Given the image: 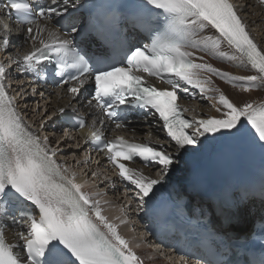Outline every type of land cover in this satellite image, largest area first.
<instances>
[{
	"label": "snow or ice",
	"instance_id": "snow-or-ice-1",
	"mask_svg": "<svg viewBox=\"0 0 264 264\" xmlns=\"http://www.w3.org/2000/svg\"><path fill=\"white\" fill-rule=\"evenodd\" d=\"M35 3L37 7L33 0H0V12L8 15L14 10L17 23L30 25L26 31L33 41L32 51L23 55L22 62L14 61L26 71L39 75L40 66L52 63L55 54L56 75L64 77L69 69L74 70L70 80L64 81L72 84L67 89L69 93L79 95L85 78L90 77L95 87L88 104L94 100L118 129L125 126L120 122L121 106L154 110L177 151L201 150L205 147L202 138L224 142L242 141L247 136L248 146L264 154V102L237 104L214 86L213 77H218L242 92L264 89V47L251 35L231 0H143L142 5L132 7L125 19L133 28L147 30L151 43L131 48L121 64L109 62L105 49L95 67L68 39L37 23V17L45 21L62 17L70 0ZM72 6L75 7L74 0ZM0 26V46L7 48L11 29L3 20ZM212 30L213 35H202ZM76 31L74 26L70 29ZM197 51L250 74L224 71L205 55L197 56ZM141 71L171 88L148 84L137 74ZM7 73L8 68L0 63V221L10 217L18 223L11 211L19 209L26 230L16 232L23 241V254L19 255L15 251L18 245L6 241V225L0 222V264H143L120 234L118 225L103 214L100 201L84 190L74 173L65 175L66 169L56 161L57 150L49 146V137L41 138L26 127L8 95ZM181 82L205 96L216 93L208 98L217 100L219 116L185 119L187 109L177 104ZM183 91L187 93L188 88ZM58 111L63 113L64 109ZM51 118L50 114L47 119ZM95 123L89 130V140L103 145L101 151L118 169L119 176L139 190L141 200L150 197L161 179L146 176L126 162L135 158L155 162L167 173L174 165V157L147 142H131L123 136L106 140ZM245 124L254 130L250 136ZM84 126L81 119L78 127ZM62 134L67 136L68 132ZM26 204L33 206V213L27 212Z\"/></svg>",
	"mask_w": 264,
	"mask_h": 264
},
{
	"label": "bare ground",
	"instance_id": "bare-ground-1",
	"mask_svg": "<svg viewBox=\"0 0 264 264\" xmlns=\"http://www.w3.org/2000/svg\"><path fill=\"white\" fill-rule=\"evenodd\" d=\"M239 8L243 16L246 18V21L249 23L250 26H252L253 30V36L255 40L259 43L260 46L264 47V12H260V7L258 5H253L252 1L249 0H242V2L239 4ZM5 14L2 12L0 14V20L4 21ZM9 25L8 22L4 21ZM47 26L48 30H51L55 32L57 35H59L61 38L62 33L56 29L53 26H50L49 24H42V27ZM256 26V27H254ZM11 31L8 35L9 39V46L7 48H4L0 46V55L2 56H12L14 59L18 58L21 54L28 53L32 51L33 48V41L31 38H28V36L25 34L24 29L15 27L14 25L9 26ZM209 35H213L214 31H208ZM47 36V32H45V37ZM3 39V30L2 26H0V40ZM36 46H39L37 43ZM224 49L227 50V47L224 46ZM205 55L204 53L198 52L197 56ZM205 58L212 63L214 66L221 67L224 71L232 72L236 75H247L250 74L248 71L242 69L233 67L231 63L226 61H220L216 59H212L211 57H208L205 55ZM16 79V78H15ZM213 80L215 82L214 86L220 88L226 95L229 96L230 99L233 100V102L237 104H242L244 102L248 101H256L257 103L264 102V89L261 90H253L251 92H242L238 88H233L230 84L226 83L225 81L220 80L218 77H213ZM18 85H16V88ZM28 86H26L27 88ZM45 93L47 94L48 98L51 99V110L54 112H58L60 108L66 107L67 109H76V110H84L87 111L84 107V102H79L77 98L74 97V99L71 101V98L67 96V94L63 90H58L57 92H51L50 90H45ZM217 94L214 92H208L207 96L203 95L201 96L200 100L198 102H194L190 105V107H193L194 111L193 114H197L198 116H201L202 118H209L212 116H219V113H217L216 108L219 106L216 99H209L208 97H214ZM44 117L41 119L36 118V122L42 121ZM49 128V129H48ZM47 129L49 131L54 130L53 126H48ZM146 126H139L137 127L138 134H144L147 131ZM156 132L159 133L157 129H155ZM182 165V164H180ZM249 229V225L245 227V229L241 230V232H245ZM250 230V229H249Z\"/></svg>",
	"mask_w": 264,
	"mask_h": 264
},
{
	"label": "rangeland",
	"instance_id": "rangeland-1",
	"mask_svg": "<svg viewBox=\"0 0 264 264\" xmlns=\"http://www.w3.org/2000/svg\"><path fill=\"white\" fill-rule=\"evenodd\" d=\"M254 27H256V26H254ZM15 88H16V86H15ZM27 88H28V87H27ZM26 92H27V91H26ZM29 97H31V95H29ZM50 102H51V99L49 98L47 108H50V107H51V103H50ZM30 103H31V100L29 101L28 106H26V108H25V111H26L27 113L29 112ZM40 105H42V101H40V99H39V106H40ZM35 107H36V106H35ZM35 107L32 106V108H30V110H34ZM50 109H51V108H50ZM37 110H38V106H37ZM42 110H44V108H43V107H39V112H41ZM195 110H196V107H195ZM195 110H193V113H194ZM30 113H31V111H30ZM28 114H29V113H28ZM35 117L39 118V117H40L39 113H36ZM34 119L36 120V118H34ZM39 119H40V118H39ZM48 129H49V128H48ZM48 129L46 128V130H48ZM48 131H49V130H48ZM82 149H85V147H83ZM67 152L73 153V152H75V151L68 150Z\"/></svg>",
	"mask_w": 264,
	"mask_h": 264
},
{
	"label": "water",
	"instance_id": "water-1",
	"mask_svg": "<svg viewBox=\"0 0 264 264\" xmlns=\"http://www.w3.org/2000/svg\"><path fill=\"white\" fill-rule=\"evenodd\" d=\"M186 154V153H183V155Z\"/></svg>",
	"mask_w": 264,
	"mask_h": 264
}]
</instances>
